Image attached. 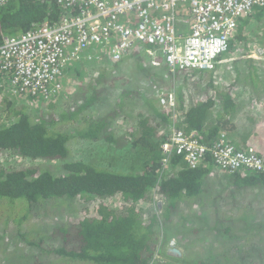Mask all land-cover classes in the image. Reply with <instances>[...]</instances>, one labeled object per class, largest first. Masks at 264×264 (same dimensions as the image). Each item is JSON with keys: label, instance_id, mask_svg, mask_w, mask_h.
Returning <instances> with one entry per match:
<instances>
[{"label": "trees", "instance_id": "16d2710c", "mask_svg": "<svg viewBox=\"0 0 264 264\" xmlns=\"http://www.w3.org/2000/svg\"><path fill=\"white\" fill-rule=\"evenodd\" d=\"M61 15L55 0H10L0 7V45L42 23L58 24ZM263 19L264 7L243 18L224 58L239 55L236 44H243L247 30ZM79 56L71 67L80 75L88 64ZM141 63L137 68L147 74L148 65L136 60ZM251 63L253 70L239 69L235 80L239 87L251 88L245 101L232 86L215 89L212 73L168 74L164 66L158 73L162 77L153 73L154 97L148 99L125 87L119 95L123 101L112 105L110 98L118 96L113 85L119 81L106 68L85 87L68 81L62 97L70 105L59 113L46 107L53 103L21 92L2 96L8 122L0 121V228L6 233L12 225L20 241L33 249L22 264H152L157 242L168 251L162 252L164 263L156 264H175L172 259L181 264H264L258 250L260 245L264 249V230L255 224L264 220V173L226 174L208 156L196 169H186L176 157L163 168L160 150L171 114L158 106L157 95L173 91L181 119L176 126L186 134L210 145L222 133L231 144L230 138L237 140V148L251 146L264 159V117L236 131L240 116L249 124L253 117L245 114L256 116L255 109L264 113V71ZM32 100L35 114L27 112ZM132 104L136 111H128ZM75 142L91 147L86 158H71ZM35 161L48 168L35 167ZM54 200L79 204L78 217L49 229L47 242L42 235L33 239L20 233L23 224L37 220L44 203ZM171 241L173 248L182 249L181 259L169 254ZM192 253H198L196 259Z\"/></svg>", "mask_w": 264, "mask_h": 264}, {"label": "built area", "instance_id": "2783aa9c", "mask_svg": "<svg viewBox=\"0 0 264 264\" xmlns=\"http://www.w3.org/2000/svg\"><path fill=\"white\" fill-rule=\"evenodd\" d=\"M9 1L0 0V7ZM55 1L62 10L60 23H42L34 30L6 37L0 45V102L2 96L20 92L44 103L56 102L68 82L67 71L80 54L87 67L95 68L91 71L93 77L102 69L96 64L104 61L133 64L128 72L119 70L126 81L123 87L121 83L113 85L118 96L110 98L112 105L121 99L119 95L126 86L135 89V84L144 98L154 97L145 90L150 84L155 89L154 76L142 74L137 68L142 65L136 64L137 59L141 60L137 54L142 51L150 57V66H164L168 74L205 71L212 73L215 89L233 87L221 72L222 68L226 70L224 55L229 41L243 18L264 7V0ZM262 56L261 49L252 48L240 59L257 62ZM132 68L138 72L133 80ZM228 70L236 80L234 67ZM4 84L8 88L4 89ZM237 88L233 91L237 92ZM157 100L158 106L171 114L160 145L163 168L176 157L186 169H196L208 156L226 174L242 170L264 173V160L253 147L237 148L222 133L208 145L178 128L176 123L181 119L173 91L158 94Z\"/></svg>", "mask_w": 264, "mask_h": 264}, {"label": "rangeland", "instance_id": "374dc122", "mask_svg": "<svg viewBox=\"0 0 264 264\" xmlns=\"http://www.w3.org/2000/svg\"><path fill=\"white\" fill-rule=\"evenodd\" d=\"M236 47H237V49H239L240 54L238 55V53H237L236 56L232 55V57H235V59L237 61L235 60L236 62H233L234 58L227 56L225 58L226 70H225V68L221 69L222 77H225L226 81L230 85H234L233 89L235 87H238V88H240V87L238 85L234 84L235 78L232 75H230V71L228 70L229 66L234 67V69L244 68L247 71H249V70H253L251 68V66L253 65L251 62H253L254 64H256V66L259 69H263V71H264V56L260 57V59H258L257 62H255L254 60L250 61V60L240 59V58H245V56L249 52V49H252V48L261 49L262 53L264 55V19L259 24L254 22L253 25L247 30V38L245 37V42H243V44L237 43ZM137 58H139V59L146 58V54L144 53V51L137 54ZM82 62H84V61H81L80 63H82ZM132 65L133 64H130L127 66L126 64H122V63L115 64V63H111L110 61H104L103 64L101 65V68L103 69V71L106 68V70L108 72L113 73L112 77L117 79L119 81V83H123L126 80L124 79V74H122V73L128 72V70L131 69ZM113 66H116V67L113 69ZM236 67H238V68H236ZM159 68L160 67L153 68L152 66H150L147 68V70L151 73L158 74L160 72ZM94 69L95 68H93V67H87L82 71V74H80V75L75 74V73H68L67 77H66L67 81L71 80L73 83L77 84L76 86L80 85L81 87H85V86H87L89 81L97 78L98 75H96L94 77L91 76V71H93ZM119 70H121L123 72L120 73ZM132 70L134 72L135 68H132ZM137 74H138V72H134L132 74V80L136 77ZM240 78H243V76H241ZM67 86H68V84H65V87H67ZM243 88H246V87H243ZM126 89H131V86H126ZM66 90H67V88H66ZM145 90H148L147 87L145 88ZM149 90H150V87H149ZM110 93H111V91L109 90V94ZM62 95L52 105L46 106L54 114L56 112L59 113V111L60 110L62 111L65 106L67 107L70 105V102H68L66 100V96L62 97ZM236 95L238 96L239 99H241V98L244 99L246 97V89H240L239 92L236 93ZM120 98L121 99L118 100L117 102L123 101V98L121 96H120ZM15 104H19V103H15ZM121 105H123V104L121 103ZM33 106H36V103L35 102L33 103V100H32L30 106H27V112L34 113V114L37 113L34 110ZM132 106L133 107L129 106L130 109H128V111H132L135 109V107H134L135 105L132 104ZM93 108L96 110L98 107L93 106ZM3 109H4V105H1L0 106V121H3L6 123V122H8V120L3 115ZM134 111H136V110H134ZM128 114H130V113H128ZM239 120H240L239 121L240 127H242V122H244L243 117L240 116ZM96 145H98V144H96ZM90 148L91 147H89V145H87V144L81 145L79 142H75L70 147V156L74 160L80 159V158H86L88 156L87 154L90 151ZM33 165L39 169H47L48 168V164L46 162H43V161H35V162H33ZM52 170L54 171V173L58 172L57 167H53ZM1 207L2 206L0 205V209H1ZM254 207L256 209L259 208L256 205H254ZM79 209H80L79 204L73 205V204L65 202L63 200H54V201L46 202L41 206V210H40L39 215L37 216V220H35V221L30 220L31 222H27V223H25V225L23 224L21 226L23 232L21 231L20 233H23V234L25 233V235H27L33 239H38L42 235L43 237L47 238V239H45V241L47 242L48 239L50 237H52V233L48 232L49 229L51 230L52 228L57 226L59 223L67 220L69 217H74V218L78 217V215H79L78 210ZM186 210H188V208ZM32 221H34V222H32ZM199 224L201 226H203L204 222H199ZM240 224L241 223L236 221L235 225H240ZM255 224H258L260 227H263V230H264V220H262V221L257 220ZM6 229H7V231H6V233H4L5 231H3V229L1 230V228H0V234L5 235V238L0 240V245L3 246V247H0V264H20V263L22 264L23 262H27V260L30 257V254L33 252V249L27 245L26 241H24L25 243L20 241L19 237L13 231L14 227L12 225L8 224ZM201 231H205V230L202 229ZM165 233L169 234L170 230L166 229ZM248 239L251 240L250 238H248ZM7 241H8V243H7ZM254 241H258V240L255 238V239H253V241L251 243L255 244ZM258 250L260 252H263V254H264V249L261 247V245L258 247ZM163 251L164 252L168 251L167 246H162V245L158 244V242H157L156 245L153 247V254L151 256V263L152 264H156L157 262L164 263L165 259L162 258V252ZM179 251L182 252V249L179 248ZM33 254H35V253H33ZM197 254L198 253H192L190 255V257L192 256L191 258L196 259V256H198ZM12 258H14V259H12ZM176 259H181V255L179 257H176ZM166 261H170V260H166ZM172 261L176 262L175 264H181L180 262L176 261L175 259H172Z\"/></svg>", "mask_w": 264, "mask_h": 264}, {"label": "crops", "instance_id": "0c3cea01", "mask_svg": "<svg viewBox=\"0 0 264 264\" xmlns=\"http://www.w3.org/2000/svg\"><path fill=\"white\" fill-rule=\"evenodd\" d=\"M141 60H143L144 61V63L145 64H147L149 67H150V57H148L147 55H146V58H144V59H141ZM99 66H101L99 63L98 64H96V67H99ZM148 66L146 67V69L148 68ZM236 68H238V67H236ZM102 69H99V73H100V71H101ZM148 71V70H147ZM235 73L236 74H238V69H235ZM68 73H77V72H75L74 71V69L72 68V67H70V69L67 71V73L66 74H68ZM144 74V73H143ZM147 74H150V75H152V76H154V78H156L155 77V75L157 76L158 74H156V73H151V72H147ZM157 77H162V75L161 74H159ZM151 85H153V84H150V85H148V87H147V89L149 90V87H150V92L151 93H153L154 94V90H153V88H152V86ZM246 88H243V87H240V88H237L238 90H237V92L236 91H233V88H232V91H233V93H234V95L236 96V93H238L239 92V90L240 89H246V96L247 95H249V93L251 92V88L249 87V86H245ZM137 89V85L135 84V90ZM154 99V98H153ZM245 99V98H244ZM243 99V101H245ZM216 109H218V107H215ZM244 110H243V112H245V110H246V107H244L243 108ZM246 115H249V116H252L253 118H252V122L251 123H247L246 121H244V122H242V127H240V120L238 119L237 121H236V123H237V126H238V129H236V131L238 132H240L241 133V131H243V130H246L248 127H249V125H251V124H253V123H255V122H258L259 120H261L263 117H264V113L262 114V112H259V114H256V116L255 115H253L252 113H249V114H246ZM231 120H232V122H233V119L231 118ZM230 141L232 142V144L233 145H235V146H237L235 143H236V141L237 140H234V139H231L230 138ZM238 147V146H237Z\"/></svg>", "mask_w": 264, "mask_h": 264}, {"label": "water", "instance_id": "95a60500", "mask_svg": "<svg viewBox=\"0 0 264 264\" xmlns=\"http://www.w3.org/2000/svg\"><path fill=\"white\" fill-rule=\"evenodd\" d=\"M157 206H158V207L161 206V201H158V202H157ZM174 244H175L174 241H171V242H170V246H171L172 248L169 249V254H171L173 257H179V256L181 255V253H180L177 249L173 248Z\"/></svg>", "mask_w": 264, "mask_h": 264}, {"label": "bare ground", "instance_id": "6f19581e", "mask_svg": "<svg viewBox=\"0 0 264 264\" xmlns=\"http://www.w3.org/2000/svg\"><path fill=\"white\" fill-rule=\"evenodd\" d=\"M79 58H80V56H77L75 60H78ZM75 60H74V61H75ZM258 157H259V156H258ZM259 158L261 159V157H259ZM262 160H264V159H262ZM238 172H239V171H238ZM247 172H248V171H247ZM234 173H236V172H234ZM253 173H256V172H253Z\"/></svg>", "mask_w": 264, "mask_h": 264}, {"label": "clouds", "instance_id": "9594fccd", "mask_svg": "<svg viewBox=\"0 0 264 264\" xmlns=\"http://www.w3.org/2000/svg\"><path fill=\"white\" fill-rule=\"evenodd\" d=\"M111 103V102H110ZM112 104V103H111Z\"/></svg>", "mask_w": 264, "mask_h": 264}]
</instances>
